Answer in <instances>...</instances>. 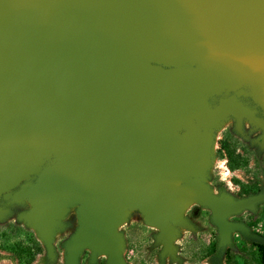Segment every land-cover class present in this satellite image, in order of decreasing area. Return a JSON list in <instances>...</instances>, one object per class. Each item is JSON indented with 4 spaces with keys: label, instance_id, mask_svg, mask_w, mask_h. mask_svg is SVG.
Masks as SVG:
<instances>
[{
    "label": "water",
    "instance_id": "obj_1",
    "mask_svg": "<svg viewBox=\"0 0 264 264\" xmlns=\"http://www.w3.org/2000/svg\"><path fill=\"white\" fill-rule=\"evenodd\" d=\"M243 76L264 106V0H0V192L39 173L14 199L33 202L22 216L49 254L84 201L67 264L85 247L92 263L105 251L126 264L117 227L133 206L159 226L163 254L175 253L174 223L192 227V201L229 241L246 230L230 217L264 195L235 200L204 181L213 130L264 119L236 95L206 98Z\"/></svg>",
    "mask_w": 264,
    "mask_h": 264
},
{
    "label": "rangeland",
    "instance_id": "obj_2",
    "mask_svg": "<svg viewBox=\"0 0 264 264\" xmlns=\"http://www.w3.org/2000/svg\"><path fill=\"white\" fill-rule=\"evenodd\" d=\"M195 65H201L205 68V61L196 60ZM253 88V83L249 77L243 76L238 85L225 84L221 92L208 95L206 100L214 107L222 98L230 95H236L238 99L243 97L254 98ZM254 100L257 101L255 98ZM258 128L259 126L251 122L247 125L242 123L241 128L236 127L235 118L231 116L219 128L213 130L215 135L213 159L205 174L204 181L211 186L214 193L220 194L225 178L228 177L224 169V164L225 166L228 165L226 164L227 156L225 151L221 150L222 143L228 139L235 143L238 150L241 149L247 153L245 156L247 159L245 174L238 171L244 167L237 169V171H233L234 169L230 167V170L233 171L231 173L233 180L236 182L238 179L241 184L246 182V185L255 183L259 172L257 169V154L260 153L258 139L262 134ZM221 153L225 155L221 156ZM52 162L53 159L46 160L44 167ZM38 177L39 173L37 172L24 174L16 185L0 192V208L8 210V214L4 218H0L2 229L12 223L18 228L32 229L37 234L34 226L30 225L27 219L22 216L23 213L31 209L33 202L30 199L16 200L14 194L28 184L36 182ZM83 203L84 201H78L71 205L67 214L61 219L64 227L56 232L54 253L49 254L43 243L44 252L38 255L32 264H67L66 243L79 226V207ZM263 206L264 202H259L254 209L232 215L230 219L243 223L246 230H237L232 233L229 241H222L219 229L213 221L211 210L197 201H192L183 211L184 219L188 220L192 227L175 223L178 233L174 239V254H163L164 243L158 239L160 229L152 227L146 221V215L141 208L138 206L129 207L128 213L123 216L117 227L118 232L124 236V260L126 264H212L211 257L205 255L206 249H212L214 244H218L224 252V264L233 263L234 260L239 264H244L246 261L249 264H258L255 259L258 255V245H264V217L261 215ZM18 232L20 238L27 239V234L24 231L18 230ZM0 255V264H17V261L9 256L10 253L2 250L1 246ZM91 256L92 248L85 247L80 256V264H107L108 254L105 251L98 254L95 263L91 262Z\"/></svg>",
    "mask_w": 264,
    "mask_h": 264
},
{
    "label": "trees",
    "instance_id": "obj_3",
    "mask_svg": "<svg viewBox=\"0 0 264 264\" xmlns=\"http://www.w3.org/2000/svg\"><path fill=\"white\" fill-rule=\"evenodd\" d=\"M221 150H224L226 156L229 158V166L232 169H240L247 165V159L237 152V146L230 139L225 140L222 143ZM225 155V154H224ZM221 153V156H224ZM236 182L240 183V180L236 179ZM254 190L251 187H246L244 190L245 193H250ZM261 215L264 217V206L261 210ZM18 230H22L27 234V239H22L19 236ZM0 246L4 251L10 253V257L17 261V264H32L38 255L44 252V244L39 240L38 235L32 229H23L22 227H17L14 224L10 223L6 226L5 229L0 227ZM257 257L255 259L258 261V264H264V245L259 244L257 249ZM227 254V253H225ZM205 255L211 257L212 264H224L223 257L224 252L218 246L214 244L212 249L207 248ZM4 257V255H2ZM1 257V255H0ZM227 264H239L236 260L233 263ZM244 264H249L248 261Z\"/></svg>",
    "mask_w": 264,
    "mask_h": 264
},
{
    "label": "flooded vegetation",
    "instance_id": "obj_4",
    "mask_svg": "<svg viewBox=\"0 0 264 264\" xmlns=\"http://www.w3.org/2000/svg\"><path fill=\"white\" fill-rule=\"evenodd\" d=\"M255 98V97H254ZM254 98H249L248 97H243V98H239L238 100L241 101L245 106L249 107L252 111H254L255 115L259 118H263L264 119V106L257 100L255 101ZM256 99V98H255ZM235 118V117H234ZM235 122H236V127H238V121L235 118ZM251 122L249 119L244 118L242 123L243 125H247V123ZM252 123V122H251ZM258 130H260L262 132V134L260 135L258 142H259V150L260 153L257 154L258 156V173L256 176V181L253 185H246V182L241 184V183H237L233 180V177L231 176V173H233V171H237V169L231 171L230 170V166H229V158H226V165L224 164V169H225V174L226 177L225 178V183L223 186V189L221 190L220 194L225 192L230 194L235 200L240 199V198H245V197H249V196H253V195H258V194H263L264 195V128L261 126L258 128ZM238 153H241L244 157L247 155V153H245L243 150L241 149H237ZM227 167V170H226ZM238 171H242V173L245 174V167L243 169H240ZM227 172V173H226ZM228 174V175H227ZM249 186L251 188H253L254 190L250 193H245L244 190L246 189V187ZM264 202V200L262 201Z\"/></svg>",
    "mask_w": 264,
    "mask_h": 264
},
{
    "label": "bare ground",
    "instance_id": "obj_5",
    "mask_svg": "<svg viewBox=\"0 0 264 264\" xmlns=\"http://www.w3.org/2000/svg\"><path fill=\"white\" fill-rule=\"evenodd\" d=\"M224 123V122H223ZM179 130L180 131H183V128L182 127H179ZM210 164H211V162H210ZM226 170H227V167H226ZM227 173V172H226ZM228 175V174H227ZM150 225L152 226V227H154V228H158V229H160L159 228V226L156 224V223H150ZM174 225H175V223H174ZM176 227V226H175ZM102 252H104V251H102Z\"/></svg>",
    "mask_w": 264,
    "mask_h": 264
}]
</instances>
